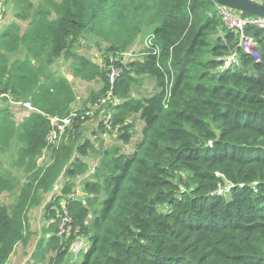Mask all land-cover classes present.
Masks as SVG:
<instances>
[{"label":"trees","instance_id":"trees-1","mask_svg":"<svg viewBox=\"0 0 264 264\" xmlns=\"http://www.w3.org/2000/svg\"><path fill=\"white\" fill-rule=\"evenodd\" d=\"M42 3L43 10L21 17L28 21L22 33L15 24L0 33V90L30 99L38 110L20 126L5 110L0 114V153L16 137L22 145L17 166L30 180L10 208L0 202V264H7L18 244L26 246L27 214L61 176L66 178L62 196L44 211L51 221L44 231L48 237L29 264L46 262L47 252L55 253L48 264L64 263L66 240L57 236L54 207L62 208L72 182L87 173L81 157L95 151L90 141L63 138L50 164L36 169L49 117L67 116L76 100L70 82L47 67L61 57L74 61L73 78L101 81L103 88L89 101L97 102L111 87L108 73L72 53L73 47L90 33L108 45V53L118 54L146 27H152L150 46L140 59L119 67L112 86L118 102L105 104L119 130H128L124 123L139 115L141 140L131 154L105 152L83 182L85 204L67 203L73 227L88 243L75 263L264 264V30L244 28L255 44L246 53L213 0ZM21 48L24 59L11 60ZM231 55L236 62L226 66ZM142 77L153 80L156 91L135 99L131 89ZM81 124L77 120L70 128L78 131ZM129 138V133L122 137ZM14 181L18 184L0 165V194L11 192ZM219 189L228 191L218 194Z\"/></svg>","mask_w":264,"mask_h":264},{"label":"rangeland","instance_id":"rangeland-1","mask_svg":"<svg viewBox=\"0 0 264 264\" xmlns=\"http://www.w3.org/2000/svg\"><path fill=\"white\" fill-rule=\"evenodd\" d=\"M4 5L5 12L3 15H0L2 31L8 28L10 25L15 24L20 27L22 33L27 28L28 21L22 19L21 17L30 16L32 14L37 13L39 10H43L42 0H7L5 1ZM53 17L54 15L51 14V18ZM151 35L152 27L144 28L141 32V35L137 38L134 45L130 49L124 52H119L120 54L131 53V57H124L123 55L117 56L116 54L113 55V53H108V45L102 42L101 40L93 37L90 33L83 34L79 43H77L73 47L72 53H76L78 55H89L91 59L95 61V64L97 66L107 71V73L109 74L108 70L110 62H112V64H114L115 67L119 69L120 66L124 67L129 62L140 59L142 57L141 53L145 49L146 44L149 42ZM24 57L25 51L21 48L20 51L14 53L11 56V60L17 58L24 59ZM31 62L37 63L33 60H31ZM74 66V61L61 57L57 59L53 64L47 67V71L49 74H53L57 77L66 76L71 78L76 100L74 104H72L70 112L76 109H86L87 106L93 105L95 102L89 103L91 94L97 93L103 88V85L99 80L85 82L80 79L73 78L72 73ZM155 91L156 87L154 81L146 77H142L138 80L137 84L132 87L131 96L135 99H141L153 94ZM19 100L31 101L30 99L23 98ZM108 103L111 104L112 101H109ZM105 107V105L98 107H90V115L85 118L83 122H81L82 124L80 125L78 131H76L74 128H69L67 135L63 137L64 140L72 137L75 139H82L80 140L81 142L90 141L95 147L94 152H89L86 157H81L82 160L87 164L88 171L84 176L79 177L72 182L74 184L72 188V193L76 191L82 192L83 182L89 180L94 175V171L102 161L105 152L119 149L120 153L131 154L134 151L136 144L141 140L143 122L140 120L139 115L136 114L132 115L129 120L124 123V125L126 124V126L128 127V130L120 129L119 131L110 132H105L104 130H102L103 127L101 119L104 113L106 112ZM126 133L130 134L128 142H124V140L122 139L123 135H125ZM13 146L17 145L13 144ZM43 151L44 153H42V155L37 158L40 164L36 167V169L44 168L51 162L53 149L45 148ZM76 156L77 155L74 154L73 158H76ZM5 168L11 172L12 178H16L18 182L17 184L14 181V188L11 192H5L0 196V202L10 208L15 203L22 186L30 180H28L29 175L24 174V171H22V169L19 167L16 168L15 166H5ZM65 182L66 178L61 176V178L58 179V181L56 182L53 190L47 194H43L41 204L28 212L27 224L30 239L28 240L26 246L18 244L15 247L13 253L9 257L7 264L31 263V257L33 253L37 251L38 243L43 238L48 237H45L44 231L49 228V226L51 225V221H47L45 219V208L54 199V197L62 196V190ZM69 197L70 195H66L65 197H63V201H60V206L61 203L66 201V199H69ZM54 210L57 213L56 220L58 221L61 209H59L57 206L54 207ZM90 218L91 214L88 217V221L90 220ZM73 230L71 229V236L65 241L67 247V258L64 260L63 264H77L75 263V261H77V256L70 255L71 247L79 238L87 240V238L82 234V231H80L81 229L73 227ZM54 257L55 253L47 252L45 253L46 262L38 264H48V260ZM80 257H78V259H80Z\"/></svg>","mask_w":264,"mask_h":264},{"label":"built area","instance_id":"built-area-1","mask_svg":"<svg viewBox=\"0 0 264 264\" xmlns=\"http://www.w3.org/2000/svg\"><path fill=\"white\" fill-rule=\"evenodd\" d=\"M5 1L6 0H0V5L2 6L5 3ZM253 1L259 2L260 0H253ZM217 10L221 15L225 27L229 30H233L239 33V46L242 48V50L246 53H252L254 51L255 44L251 39L247 38L244 35L243 30L248 25L254 26L260 30H264V19L255 16L245 17L241 13L219 6H217ZM150 43H151V38L149 42L146 44L145 49L150 46ZM116 55L117 56L123 55L124 57L132 56L131 53H126V54L118 53ZM141 55H143V53H141ZM232 62L233 63L236 62L235 55H231L230 57H228L225 61V65L228 66ZM119 71L120 70L117 69L115 65L112 64V62H110L108 80L111 87L107 91V93L103 97L99 98L98 101L95 102L93 105L87 106L86 109L73 110L65 117H58V116L49 117L50 130L46 137V148L53 150L57 148L60 142L62 141L63 137L65 136L67 130L73 125V123L77 120L83 122V120L90 115V111H89L90 107L104 106L109 101H112L113 104H116L118 102L113 97L112 86L115 83L116 76ZM1 103H5L8 106L21 108L24 111H27L28 113L38 112V110L34 108L31 101H22L19 99H15L9 91L0 90V104ZM101 120L106 132L119 131V126H115V127L112 126L111 112L104 113ZM224 191H228V189L225 190L219 189L218 194H222ZM78 200L81 201L83 204H85L83 187H82V192L76 191L71 193L69 199L61 203L62 208L58 221L57 236L61 237L62 240L68 239L71 236L70 234L71 229L73 230L72 219L67 209V205H68L67 203ZM87 247H88V243L86 240L78 239L71 247V251L76 256L80 252V250L85 252Z\"/></svg>","mask_w":264,"mask_h":264},{"label":"crops","instance_id":"crops-1","mask_svg":"<svg viewBox=\"0 0 264 264\" xmlns=\"http://www.w3.org/2000/svg\"><path fill=\"white\" fill-rule=\"evenodd\" d=\"M4 12H5V5L3 4L2 6L0 5V15H3ZM1 25L2 24H1V21H0V33L2 31L1 30L2 26ZM81 56H85L87 59H89L90 61H92L95 64V61L93 59H91V57L89 55L81 54ZM17 59H14V60H17ZM63 78H66L69 82H71V78L70 77L63 76ZM70 84H71V86L73 88L72 82ZM1 109L5 110L4 112H6L8 114L10 120L15 124V126H20L23 123V121L26 120L31 114V113H28L27 111H24L21 108H17V107H14V106L11 107V106L6 105L5 103L4 104H0V114H2L1 113L2 112ZM13 144H15L17 146H13ZM8 145H9V146H7L8 149H6L4 152L0 153V165L3 166L4 168H5V166H7V167H14L15 166L17 168L18 167L17 166L18 152L20 150H22V145L17 142L16 137H13L10 140V143H8ZM10 151H11V153H10ZM42 153H44V151ZM40 156H38L37 158H39ZM37 158H36V165L38 166L40 163L38 162ZM22 171H23V169H22ZM53 188H52V190H53ZM0 196H1V194H0Z\"/></svg>","mask_w":264,"mask_h":264},{"label":"water","instance_id":"water-1","mask_svg":"<svg viewBox=\"0 0 264 264\" xmlns=\"http://www.w3.org/2000/svg\"><path fill=\"white\" fill-rule=\"evenodd\" d=\"M219 7H224L245 17H259L264 19V0H213Z\"/></svg>","mask_w":264,"mask_h":264},{"label":"bare ground","instance_id":"bare-ground-1","mask_svg":"<svg viewBox=\"0 0 264 264\" xmlns=\"http://www.w3.org/2000/svg\"><path fill=\"white\" fill-rule=\"evenodd\" d=\"M256 186V185H255ZM234 187V186H233Z\"/></svg>","mask_w":264,"mask_h":264}]
</instances>
